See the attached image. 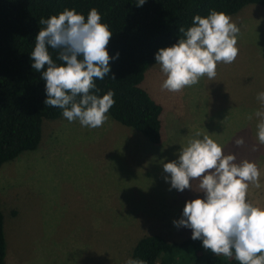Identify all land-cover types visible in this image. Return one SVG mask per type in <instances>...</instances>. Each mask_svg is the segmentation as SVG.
I'll list each match as a JSON object with an SVG mask.
<instances>
[{
    "label": "rangeland",
    "instance_id": "rangeland-1",
    "mask_svg": "<svg viewBox=\"0 0 264 264\" xmlns=\"http://www.w3.org/2000/svg\"><path fill=\"white\" fill-rule=\"evenodd\" d=\"M229 16L239 27L238 54L232 63H217L212 80L205 75L168 91L160 87L159 65L146 69L141 86L163 107L159 143L110 116L89 128L61 115L42 120L35 149L0 166L5 264H123L144 234L190 237L172 220L185 200L203 193L195 180L193 188L170 189L162 163L197 132L238 161L256 162L260 187L250 184L247 199L264 204V145L256 140L257 118L248 119L264 90V6ZM237 136L243 145L233 144Z\"/></svg>",
    "mask_w": 264,
    "mask_h": 264
},
{
    "label": "clouds",
    "instance_id": "clouds-1",
    "mask_svg": "<svg viewBox=\"0 0 264 264\" xmlns=\"http://www.w3.org/2000/svg\"><path fill=\"white\" fill-rule=\"evenodd\" d=\"M145 0H136L142 6ZM191 24L179 27L175 43L158 48L153 56L164 79L160 87L179 91L194 85L201 76L216 75L217 63H232L238 54V25L224 12L209 9L207 15L194 14ZM29 53L31 68L44 81L43 103L61 110V115L81 126L96 128L107 119L114 104L111 89L100 95L96 80L110 72L106 49L112 35L99 12L93 7L85 16L75 8L41 17ZM56 52L53 59L49 51ZM259 107L248 119L256 120V140L264 145V90L256 94ZM207 132V131H206ZM233 144L245 143L237 136ZM256 146H252L255 150ZM164 180L170 189L193 188L203 196L185 200L174 226L191 230L190 238L215 256L233 258L238 264H264V204L247 199L249 185L260 187V170L255 161L237 160L235 153H225L210 135L195 133L180 145L175 159L162 163ZM123 264H147L141 258L125 257Z\"/></svg>",
    "mask_w": 264,
    "mask_h": 264
},
{
    "label": "trees",
    "instance_id": "trees-1",
    "mask_svg": "<svg viewBox=\"0 0 264 264\" xmlns=\"http://www.w3.org/2000/svg\"><path fill=\"white\" fill-rule=\"evenodd\" d=\"M0 0V166L20 153L37 147L44 118L57 119L61 110L43 103L44 81L31 68L29 53L42 25L41 17L75 8L85 16L95 8L101 22L112 32L106 45L110 72L96 80L100 95L111 89L114 104L107 116L131 127L152 143L162 136V105L141 86L145 71L155 63L154 52L175 43L194 14L209 9L233 15L249 5L264 6V0ZM52 58L56 52L49 49ZM130 256L147 264H238L233 258L215 256L190 237L167 240L157 233L136 240ZM6 241L0 208V264H5Z\"/></svg>",
    "mask_w": 264,
    "mask_h": 264
}]
</instances>
